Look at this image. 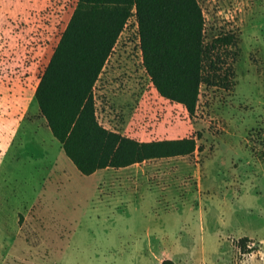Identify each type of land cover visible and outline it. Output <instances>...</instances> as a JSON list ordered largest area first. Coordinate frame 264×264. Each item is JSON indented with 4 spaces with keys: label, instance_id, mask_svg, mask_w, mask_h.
Returning a JSON list of instances; mask_svg holds the SVG:
<instances>
[{
    "label": "rangeland",
    "instance_id": "1",
    "mask_svg": "<svg viewBox=\"0 0 264 264\" xmlns=\"http://www.w3.org/2000/svg\"><path fill=\"white\" fill-rule=\"evenodd\" d=\"M197 2L219 76L200 86L194 115L153 89L134 16L93 95L105 129L141 142L194 136L198 150L83 176L33 97L75 2L0 0V113L11 100L12 117L27 116L0 166V264H262L264 0ZM15 119L0 125V152Z\"/></svg>",
    "mask_w": 264,
    "mask_h": 264
},
{
    "label": "trees",
    "instance_id": "2",
    "mask_svg": "<svg viewBox=\"0 0 264 264\" xmlns=\"http://www.w3.org/2000/svg\"><path fill=\"white\" fill-rule=\"evenodd\" d=\"M75 7L34 100L65 157L83 176L151 160L189 157L194 136L141 142L102 127L93 89L127 21L134 16L142 67L157 95L195 113L201 85L213 86L217 68L204 45V17L197 0H73ZM216 42L228 45V39ZM198 138V137H197ZM242 238L243 252H252ZM249 251H244L245 248ZM251 248V249H250ZM160 264H174L162 260Z\"/></svg>",
    "mask_w": 264,
    "mask_h": 264
},
{
    "label": "crops",
    "instance_id": "3",
    "mask_svg": "<svg viewBox=\"0 0 264 264\" xmlns=\"http://www.w3.org/2000/svg\"><path fill=\"white\" fill-rule=\"evenodd\" d=\"M33 95H34V91H33ZM4 102H5V106L4 107H6V114L2 115V112L0 113V125L2 126L1 127L2 129H5V127L8 126L10 124V122L13 119L16 118V117H12L13 116V111H12L11 106L14 107V103L11 100L10 101L6 100ZM0 108H2V107H0ZM40 118H42V117L40 116ZM26 119H27L26 111L22 110V113L20 114V117L17 120L15 119L14 131L7 134V135H9V138H8V140H6L4 142V144H3L2 148H1V152H0V166H1V163L3 161V158H4L5 154L11 148V145H12V143H13L15 137H16V131H17L18 126L20 125V123H22ZM41 120H44V119L42 118ZM4 136H5V134H4ZM0 141H1V139H0ZM136 165H138V164H136ZM132 166H134V165H132ZM132 166H129V167H126V168H120V169L130 170V168ZM110 169L111 168L96 171L95 173H93L90 176H97L99 174H103V173L109 172ZM120 169H114V170H120ZM258 252L261 253V251H258ZM242 263L243 264H257V261H253L251 259V260H244ZM261 263L264 264V260H261Z\"/></svg>",
    "mask_w": 264,
    "mask_h": 264
}]
</instances>
